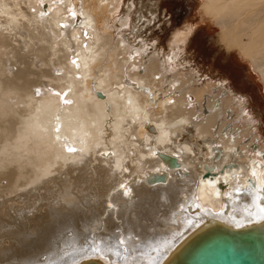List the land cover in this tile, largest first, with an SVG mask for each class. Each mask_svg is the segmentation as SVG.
<instances>
[{"label": "bare ground", "instance_id": "1", "mask_svg": "<svg viewBox=\"0 0 264 264\" xmlns=\"http://www.w3.org/2000/svg\"><path fill=\"white\" fill-rule=\"evenodd\" d=\"M121 2L0 0V264H58L94 247L99 263L149 264L188 232L163 264L212 219H264L254 118L184 65L189 32L173 37L184 45L171 59L190 69L170 83L159 50L119 36ZM200 7L264 85V0Z\"/></svg>", "mask_w": 264, "mask_h": 264}, {"label": "rangeland", "instance_id": "2", "mask_svg": "<svg viewBox=\"0 0 264 264\" xmlns=\"http://www.w3.org/2000/svg\"><path fill=\"white\" fill-rule=\"evenodd\" d=\"M121 1V10L126 9L127 5L130 6V17H128L127 23L119 29V36H123L122 39L126 40L128 45H134L137 42L139 45L145 43L146 47L149 46L155 50H159L161 53L160 58L164 59L165 73L167 76L169 75V82L174 78V75L175 77L179 76L172 79L174 82H179L181 78H185L186 72L190 68H183V63H185L186 67L192 64L191 66L197 70V77L203 80L207 78V74H210L214 86H219L221 90L229 92L231 95L233 93L235 97H238L236 101L241 100L243 102V111L246 110L254 118V128L258 131V135L260 134L258 137L262 140V145L264 146V85L259 75L253 71L250 62L238 54L237 47L222 42V33L216 26L214 18L206 17L201 11L200 5H202V0ZM74 3V6L77 7L78 3L76 1ZM44 5V8L47 10V1ZM52 8L53 6L48 9ZM134 27L137 31L135 33L134 29L132 30ZM189 29L191 30L189 31ZM180 31L189 32L186 36L187 41L185 45L183 42H176L174 39L175 35ZM173 44L175 45L173 46ZM181 44L182 46L184 45L182 59L180 58L183 63L177 64L175 58L171 59V56H177V51L183 50ZM179 45V50H177V46ZM186 61L191 63H187ZM172 80L170 83H173ZM76 173L77 171L73 172V174ZM47 221L48 224L56 225L49 219H41L39 227L44 226ZM48 230H51V234L57 231L53 227L51 229L48 228ZM22 248H25V246L20 249L22 250ZM37 248L26 250L27 255H29L28 251L34 252ZM21 250L18 252L24 254V251ZM40 251L42 250L35 252ZM7 253V257H12L15 254L14 252ZM12 262L16 263L17 261H7V263ZM4 263L6 262L1 264Z\"/></svg>", "mask_w": 264, "mask_h": 264}, {"label": "water", "instance_id": "3", "mask_svg": "<svg viewBox=\"0 0 264 264\" xmlns=\"http://www.w3.org/2000/svg\"><path fill=\"white\" fill-rule=\"evenodd\" d=\"M219 221L222 222L212 219L185 238L173 253L175 255L163 264H264V219L246 225H242L243 223L230 225L231 227L227 224L217 225ZM181 238L170 246L168 252L148 263L159 264L157 262L163 260ZM104 254L103 250L99 251L95 247L89 248L85 253L79 252L75 256H69L58 264H110L114 262L111 259L100 263L94 260L96 256L104 257Z\"/></svg>", "mask_w": 264, "mask_h": 264}, {"label": "snow or ice", "instance_id": "4", "mask_svg": "<svg viewBox=\"0 0 264 264\" xmlns=\"http://www.w3.org/2000/svg\"><path fill=\"white\" fill-rule=\"evenodd\" d=\"M73 63H75V61H73ZM65 102L67 103L68 101H65ZM68 151H69V152H74V151H76V150H75L74 148H69ZM102 155H108V154H107V153H103ZM120 187H121L122 189L125 188V186H124L123 184H121ZM123 195H125V196L129 195V191H128V190H125V191L123 192Z\"/></svg>", "mask_w": 264, "mask_h": 264}]
</instances>
